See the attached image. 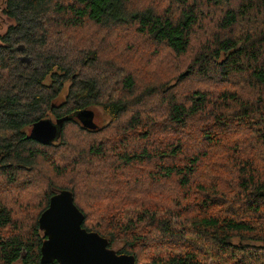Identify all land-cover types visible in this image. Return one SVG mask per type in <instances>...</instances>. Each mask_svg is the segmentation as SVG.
Instances as JSON below:
<instances>
[{
    "label": "trees",
    "instance_id": "1",
    "mask_svg": "<svg viewBox=\"0 0 264 264\" xmlns=\"http://www.w3.org/2000/svg\"><path fill=\"white\" fill-rule=\"evenodd\" d=\"M132 1L69 0L58 9L67 18L66 24L74 28L81 27L87 20L105 28L138 26L140 33L168 45L176 54L187 52L193 28L199 22L197 9L188 5L189 0H175L184 7L178 16L169 10L163 14L154 8L134 10ZM206 1L222 6L232 0ZM53 4L52 0L5 2L4 12L14 24L1 36L0 42V179L20 165H34L39 158L49 161L44 150L56 142L42 145L28 138L26 132L42 120L66 118L60 138L69 124L77 123L88 134L101 132L103 128H87L76 117L82 110L96 106L104 108L118 121L129 120L131 131L139 135L137 140L142 144L132 149L128 145L130 139L124 137L114 147L108 143L85 146L75 180L67 186L49 184L50 192L45 195L43 207L39 205L36 211L34 232L30 237L12 230L15 229L12 211L0 199V264H14L20 259L24 264H43L41 247L45 237L39 227V218L49 207L51 197L60 190H70L74 194L76 206L85 215L83 227L87 231L107 238L109 247L116 248L119 254L134 255L136 264L139 261L209 264L203 261L208 256L201 255L202 250L212 254L210 264H258V255L248 250L251 245L244 243L264 241V168L256 165V159L249 153L252 150L236 152L234 159H230L233 164L229 167L232 173L228 182L231 184L224 185L221 193L214 184L205 188L196 176L201 163L209 158L207 144L215 140L221 143L217 136H211L220 130L227 133L240 126L247 127L263 146L259 153L264 149V0H241L236 7L225 9L219 27L226 33H219L212 49L198 57L192 69L194 78L210 79L218 75L230 80L238 75L245 87L240 93L226 91L220 95V105L228 102L236 105L226 106L228 113L214 112L219 115L218 119L215 117L217 127L194 126L197 130L192 128L190 121L208 108V93L195 90L186 100L175 96L167 98V120L160 126L161 122L152 115L134 109L133 102L124 95L106 100L108 90L100 91L106 81L99 80L101 75H93V71L91 76L83 60L75 57L71 65L61 61L62 44L50 41L44 26L55 9ZM254 12L257 17L250 18ZM241 19L254 24L251 30L243 31L245 38L239 39L233 30ZM220 58L223 62L217 63ZM67 83L66 100L57 104ZM124 85L128 92H133L134 78L127 76ZM249 88L252 93H248ZM149 94L151 92L147 91L146 96ZM143 96L137 99L142 100ZM158 133L164 135L163 139L158 140ZM200 146L208 148L207 151L200 150ZM239 149L235 147L232 154ZM88 162L92 167L93 162L100 165L101 178L99 168L91 178L83 174V168L90 166ZM51 167L57 177H63V166L53 160ZM130 173L137 176V183H133ZM99 182L102 194L88 200L86 193L97 189ZM168 184L181 192L198 189L199 201L206 202L204 212L197 217H192L189 211L186 215H176L172 205L177 207L180 198L166 199ZM106 186H113L114 190L108 191ZM144 193L147 196L156 193L164 200L139 204L137 199H131L132 195ZM236 202L247 209L251 215L249 219H239L238 214L226 216L220 211L221 206ZM185 233L201 242L186 243L182 252H162L160 242L183 239ZM234 239H239L241 245L234 244Z\"/></svg>",
    "mask_w": 264,
    "mask_h": 264
},
{
    "label": "rangeland",
    "instance_id": "2",
    "mask_svg": "<svg viewBox=\"0 0 264 264\" xmlns=\"http://www.w3.org/2000/svg\"><path fill=\"white\" fill-rule=\"evenodd\" d=\"M52 1L55 9L44 22L49 40L62 44L60 51L63 50V52L59 57L61 61L65 60L66 63L68 62L71 65L72 59L78 57L80 61L86 62L87 72L91 76L101 75L99 80L106 82H104L105 85L102 84L100 91L108 90L106 92V95H108L106 100L124 95L133 102L134 109H139L141 112L152 115L157 122H161L160 126H163L167 120L168 105L165 101L167 98L175 96L180 100H186L195 90H202L208 93L206 95L210 98V103L205 111L194 116L195 118L190 121V124L192 128L206 125L211 129L217 127L218 124L219 115L214 114V112L222 111L228 113L229 110L226 106L236 105L235 102H228L227 105L222 106L218 100L220 95L226 91L239 92L245 87L241 83L242 81L237 78L239 77L238 75H235L230 80L219 78L218 75L212 76L210 79H196L193 77L192 69L196 67L195 64L198 62V57H202L215 45L216 36L219 33H226L219 27L222 12L227 8L236 7L241 0H232L222 6L210 5L206 0H189L188 5L197 9L199 22L193 28L189 49L185 54L181 55L172 51L168 45L159 44L146 36L145 33H140L138 26L105 28L90 20H87L81 27L74 28L69 26L65 22L67 18L58 9L60 5H65L69 0ZM5 2L6 0H0V42L1 36L14 24V20L4 12ZM131 8L134 10L154 8L159 14L169 10L175 16L180 15L184 9L175 0H133ZM249 17L256 18L257 15L254 12ZM253 24L254 22L251 24L248 19H241L233 30V33L237 35L235 37L239 39L245 38V36H242L243 31L251 30ZM221 62H223L222 58L217 61V63ZM92 71L94 72L93 75ZM127 76H132L135 80L133 92H128L125 88L124 80ZM68 87L69 84L67 83L62 95L56 102L57 104H61L66 100ZM147 91L151 92L148 96H146ZM250 91L252 90L249 88L248 93H252ZM141 95H144L142 100L141 98L137 99ZM85 110L94 112L93 123L96 128H103L101 132L88 134L83 132L77 123L69 124L65 128L63 137L60 140L58 139V142L55 141L56 143L52 147L45 148L43 154L47 156L49 161L39 158L32 166L20 165L21 167L19 166L11 172L9 176L1 177L0 199L12 211L15 221V229L12 230L26 236L29 235V237L32 235L36 222V211L39 209V205L43 207L45 203V195L50 192L49 184L67 186L68 183L75 180L79 172L78 168L82 163L80 161L83 156L82 149L85 146L92 143L96 145L108 143V146L114 147L124 137L130 139L129 142L131 143L128 145L132 149L142 144L137 140L139 135L133 134L131 131L130 122L126 118L118 121V118H113L105 112L104 108L97 106ZM51 119L54 123L56 122L54 117ZM26 132L29 135L31 130L27 129ZM223 132L224 130H220L215 132L216 134L211 135L217 136L221 143L218 144L216 140L211 141L207 144L209 149L200 146V150L206 152V149H208L210 154L209 158L201 163L196 176L199 181L205 184V188H209L214 184L220 193L225 190L224 185L231 184L228 182L232 173V171L229 172V167L232 168L233 164L230 159H234L236 152L248 153V150H252L249 153L256 159V165L264 168V153L262 154L264 149L259 153V149L263 146L259 143L258 137L253 131L247 127L243 128L240 126L230 132L221 134ZM163 137L164 135H159L158 133V140L163 139ZM224 144H227V146L223 147ZM235 147L240 149L232 154ZM53 160L63 166L65 171L62 178L57 177L52 171L51 161ZM88 163H90V166L83 168V174L87 178H91L95 173H98L100 165L93 162L94 167H92V163ZM103 167L110 173L105 166ZM117 170L119 171L120 168H117ZM115 173L112 170V174L116 175ZM101 175L102 169L100 167L98 176L101 178ZM130 178L134 179V184L137 183L138 178L135 174L130 173ZM101 188L102 185L99 182L97 189L95 188V190H90L86 193L87 199L89 200L92 196H100L102 194ZM106 189L110 191L114 190V187L108 188L106 186ZM167 190V200L174 196L180 198L177 207L175 204L172 205L176 215L178 213L186 215L189 211L192 217H197L204 212L203 206L206 205V202L204 201L203 204L199 201L197 197L198 189L182 190L181 192L176 186L168 184ZM144 194L139 196L132 195L131 199H137L139 204L158 199L164 200L156 193L150 196ZM241 195L242 192H239L238 196ZM202 199L203 196L201 201ZM222 203L223 201L220 202V204ZM220 211L226 216L238 214L237 217L239 219H249L251 217L247 209L238 205L237 202L221 206ZM199 242H201V239L185 233L183 239L176 241L166 240L163 242L165 247L162 242H160L159 247L162 250L164 249L163 253L182 252L186 245L199 244ZM241 243L239 239H234V244L239 246ZM244 243L251 245L248 250L258 255V264H264V241ZM112 249L117 251L116 248ZM201 255L208 256L203 260L205 263H212V254H207V251L202 250ZM238 255L243 259L247 258L242 254ZM14 264L24 263L20 259ZM139 264L149 263L139 261Z\"/></svg>",
    "mask_w": 264,
    "mask_h": 264
},
{
    "label": "water",
    "instance_id": "3",
    "mask_svg": "<svg viewBox=\"0 0 264 264\" xmlns=\"http://www.w3.org/2000/svg\"><path fill=\"white\" fill-rule=\"evenodd\" d=\"M76 117L85 127L96 129L93 111L82 110ZM65 120H42L31 128L28 138L51 145L60 138ZM84 221L85 215L76 206L72 191L60 190L51 197L49 207L39 218L45 237L41 247L43 264H136L134 255L119 254L109 247L107 238L87 231Z\"/></svg>",
    "mask_w": 264,
    "mask_h": 264
},
{
    "label": "bare ground",
    "instance_id": "4",
    "mask_svg": "<svg viewBox=\"0 0 264 264\" xmlns=\"http://www.w3.org/2000/svg\"><path fill=\"white\" fill-rule=\"evenodd\" d=\"M77 119V118H76ZM78 120V119H77ZM79 121V120H78ZM58 142V141H57ZM55 143V142H54Z\"/></svg>",
    "mask_w": 264,
    "mask_h": 264
}]
</instances>
